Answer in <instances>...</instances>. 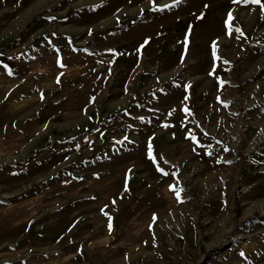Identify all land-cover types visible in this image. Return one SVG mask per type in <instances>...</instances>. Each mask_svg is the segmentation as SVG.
Returning <instances> with one entry per match:
<instances>
[{"label": "rangeland", "instance_id": "1", "mask_svg": "<svg viewBox=\"0 0 264 264\" xmlns=\"http://www.w3.org/2000/svg\"><path fill=\"white\" fill-rule=\"evenodd\" d=\"M0 264H264V0H0Z\"/></svg>", "mask_w": 264, "mask_h": 264}, {"label": "snow or ice", "instance_id": "2", "mask_svg": "<svg viewBox=\"0 0 264 264\" xmlns=\"http://www.w3.org/2000/svg\"><path fill=\"white\" fill-rule=\"evenodd\" d=\"M234 2H244V3L254 2V3L259 4L260 0H234ZM229 19H231V13H229ZM226 23H227V21H226ZM177 195H179V193H177ZM109 227H111V225H109Z\"/></svg>", "mask_w": 264, "mask_h": 264}, {"label": "bare ground", "instance_id": "3", "mask_svg": "<svg viewBox=\"0 0 264 264\" xmlns=\"http://www.w3.org/2000/svg\"><path fill=\"white\" fill-rule=\"evenodd\" d=\"M114 167V166H113Z\"/></svg>", "mask_w": 264, "mask_h": 264}]
</instances>
